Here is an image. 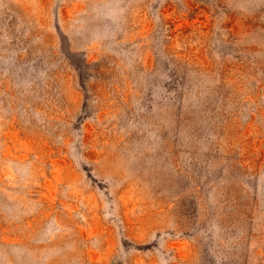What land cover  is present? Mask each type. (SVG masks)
<instances>
[{"label":"rangeland","instance_id":"obj_1","mask_svg":"<svg viewBox=\"0 0 264 264\" xmlns=\"http://www.w3.org/2000/svg\"><path fill=\"white\" fill-rule=\"evenodd\" d=\"M0 264H264V0H0Z\"/></svg>","mask_w":264,"mask_h":264}]
</instances>
